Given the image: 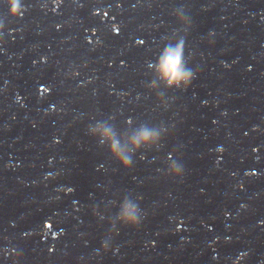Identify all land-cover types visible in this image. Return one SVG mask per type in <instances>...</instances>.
Returning a JSON list of instances; mask_svg holds the SVG:
<instances>
[{
  "label": "water",
  "instance_id": "obj_1",
  "mask_svg": "<svg viewBox=\"0 0 264 264\" xmlns=\"http://www.w3.org/2000/svg\"><path fill=\"white\" fill-rule=\"evenodd\" d=\"M15 3L0 0V264H264V0ZM164 38L198 72L160 87L166 110L145 87ZM129 119L167 132L126 172L87 130ZM138 194L130 229L116 213Z\"/></svg>",
  "mask_w": 264,
  "mask_h": 264
},
{
  "label": "clouds",
  "instance_id": "obj_2",
  "mask_svg": "<svg viewBox=\"0 0 264 264\" xmlns=\"http://www.w3.org/2000/svg\"><path fill=\"white\" fill-rule=\"evenodd\" d=\"M9 4L10 15L16 18L18 15V5L15 3V0H9ZM178 20L179 23L185 26L189 23L184 17H180ZM2 30L3 24L0 23V32ZM212 43L214 41L209 40V44ZM147 68L151 73V78L145 87L155 95L158 107H162L165 110L170 105L166 103L164 95L159 90L160 87L162 86L167 90H187L198 75L196 70L188 67L183 39L173 42L170 39L164 38L155 58L148 62ZM44 91L47 92L48 89L45 88ZM108 119L113 120L115 116L111 115ZM136 123V121L131 119L126 121V126L134 129L130 133L118 134L111 124L103 121H97L87 130L96 139L98 145L107 150L111 160L126 172L133 170L137 156L140 160H144V153L146 151L160 145L167 132V129L163 126H149L141 123L137 127L135 126ZM219 150L222 151L223 149ZM165 175L175 180H183L185 170L181 164L174 162L168 165ZM68 191H71V189ZM142 199L143 197L138 194L136 200L126 196L119 202L116 220L122 226L130 229L140 228L144 216H142L138 201H142ZM92 213L94 216L100 215L95 207L92 209ZM112 228H115L114 224ZM111 250L112 246L109 240L106 239L101 241V248L97 251L98 254L100 251L107 254ZM240 258H243V254ZM18 259L19 257H13V264H16Z\"/></svg>",
  "mask_w": 264,
  "mask_h": 264
},
{
  "label": "snow or ice",
  "instance_id": "obj_3",
  "mask_svg": "<svg viewBox=\"0 0 264 264\" xmlns=\"http://www.w3.org/2000/svg\"><path fill=\"white\" fill-rule=\"evenodd\" d=\"M140 43H143V41H140Z\"/></svg>",
  "mask_w": 264,
  "mask_h": 264
}]
</instances>
